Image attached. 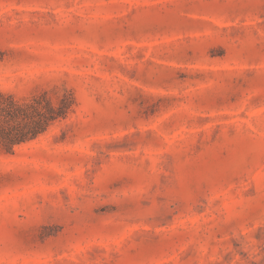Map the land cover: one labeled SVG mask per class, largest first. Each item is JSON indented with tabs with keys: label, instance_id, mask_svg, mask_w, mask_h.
Instances as JSON below:
<instances>
[{
	"label": "rangeland",
	"instance_id": "rangeland-1",
	"mask_svg": "<svg viewBox=\"0 0 264 264\" xmlns=\"http://www.w3.org/2000/svg\"><path fill=\"white\" fill-rule=\"evenodd\" d=\"M0 93L75 99L0 144V264H264V0H0Z\"/></svg>",
	"mask_w": 264,
	"mask_h": 264
},
{
	"label": "trees",
	"instance_id": "trees-1",
	"mask_svg": "<svg viewBox=\"0 0 264 264\" xmlns=\"http://www.w3.org/2000/svg\"><path fill=\"white\" fill-rule=\"evenodd\" d=\"M75 111L72 93H66L55 103L47 93L27 101L0 93V144L8 152L24 143L36 140L55 124L67 120Z\"/></svg>",
	"mask_w": 264,
	"mask_h": 264
}]
</instances>
